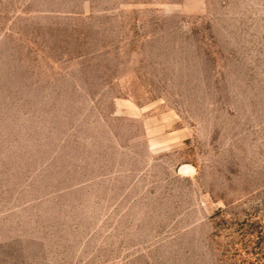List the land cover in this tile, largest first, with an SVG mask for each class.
Masks as SVG:
<instances>
[{"label": "rangeland", "instance_id": "1", "mask_svg": "<svg viewBox=\"0 0 264 264\" xmlns=\"http://www.w3.org/2000/svg\"><path fill=\"white\" fill-rule=\"evenodd\" d=\"M0 264H264V0H0Z\"/></svg>", "mask_w": 264, "mask_h": 264}]
</instances>
